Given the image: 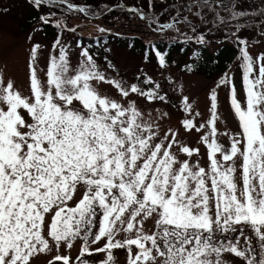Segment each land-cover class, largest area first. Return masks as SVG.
Instances as JSON below:
<instances>
[{
  "label": "snow or ice",
  "instance_id": "snow-or-ice-1",
  "mask_svg": "<svg viewBox=\"0 0 264 264\" xmlns=\"http://www.w3.org/2000/svg\"><path fill=\"white\" fill-rule=\"evenodd\" d=\"M29 2L37 9L48 7L39 18L43 24L52 22V9L61 5L66 13L101 14L72 0ZM237 3L193 0L188 7H209L216 25L248 15L236 10ZM216 7L227 9L229 18L220 16ZM128 11L145 16L137 7ZM201 21L208 23L203 17ZM177 22L176 17L164 24L152 19L157 32L174 29ZM55 24L61 32L76 31L63 19ZM245 26L237 25V32ZM191 30L195 33V26ZM195 39L206 42L203 32ZM236 39L244 99L228 73L217 87L228 88L239 131L223 133L229 138L227 147L218 141L215 89L204 124L197 126L187 117L181 122L188 132L208 127L200 136L208 150L207 168L199 159L191 160L199 156L198 147L181 141L178 130L161 136L159 126L145 120L131 99L135 94L164 101L167 94L160 95L161 86L145 91L136 83L109 79L82 41H77L80 59L73 67L70 49L57 35L52 47L59 54L49 56L46 80L38 69L41 45H33L28 95L0 73V264H31L52 246L58 252L76 242L80 249L74 260L70 254H57L47 264H89L95 253L106 257L96 264H116V249L126 250V264H225V252L243 264H264V53L253 56L247 40ZM156 55L165 66V54ZM145 82L154 83L151 78ZM98 83L112 85L121 99L102 93ZM182 102L191 113L188 97ZM149 219L154 220L151 231L144 227ZM121 232L128 235L119 239Z\"/></svg>",
  "mask_w": 264,
  "mask_h": 264
},
{
  "label": "rangeland",
  "instance_id": "rangeland-1",
  "mask_svg": "<svg viewBox=\"0 0 264 264\" xmlns=\"http://www.w3.org/2000/svg\"><path fill=\"white\" fill-rule=\"evenodd\" d=\"M113 1L72 0L73 3L81 6H84V3H90L94 6L97 2H101L104 5L103 10L91 8L101 13L95 18L74 11L66 13V5L53 8L52 10L56 12V16L52 17L50 24L56 26L55 21L63 19L67 28L75 27L76 31L61 32V29L56 26L59 31L57 32L58 34L54 38H48L43 33V23L39 19L41 15H46L49 12L48 7L37 9L39 17L29 21L31 18H24L28 5H32L29 0H0V73H3L5 81L8 79L13 80L22 93L28 95L29 60L30 50L33 45H41L38 54V69L40 78L46 80L44 73L47 70L49 56H58L59 54L58 49H53L52 47L57 35L60 36L61 43L70 49L73 67L77 66L80 59L79 53L81 49L77 46V36L82 35L84 39L79 41H82L83 45L89 48L100 68L109 79L122 80L125 85L136 83L145 91L154 88L155 84L161 86L158 90L160 95L167 94L164 101H148L145 98L137 97L135 94L131 96V99L136 100L145 120L152 121L159 126L161 136L169 129L178 130V138L181 141L192 147H198L200 149L199 156H193L191 160L195 162L199 159L201 165L207 168L209 162L208 150L206 145L200 142V136L208 131V127L200 129L199 132L195 130L188 132L182 127L181 122L187 117L194 118L197 126L204 124L210 117V94L215 89L218 96V115L220 117L217 121L218 141L227 147L229 138L223 133L226 131L229 133L239 131L237 118L230 106L229 90L226 86L217 87V85L225 73L230 74L237 87L239 98L243 101L244 90L240 77L239 59L240 46L236 36L238 35L241 39L247 40L248 50L253 56L264 53V15L260 14L264 12V9L260 10L264 4H258L257 6L252 3L236 5L237 11H245L248 15L236 20H230L227 24L217 23L214 25L211 22L215 20V15L207 6L200 7L197 4L189 10V4L186 5L185 11L181 13L173 9V5L181 0H152L151 7L155 9H153L151 14L144 12L145 16L141 18L140 14L128 11L131 8L130 6H126L125 10L113 5L111 3ZM161 5L163 7L159 8L158 6ZM230 7L231 5L229 4ZM154 11L157 14L154 15ZM215 11L220 16L226 19L229 18V11L224 7H216ZM197 12L200 13V16L195 15ZM177 13H179L178 16ZM173 17H176L178 21L174 29H167L162 32L154 31L158 25L152 23L153 18H157L159 24H164L171 23ZM185 17L187 21H185ZM201 17H203L204 21L210 20L209 23L202 22ZM237 25L246 26L240 28L239 32H237ZM192 26L196 28L195 33L191 30ZM176 27H178L179 31H176ZM99 28H104L106 31L101 33ZM209 29H211L210 32L208 31ZM110 32L137 36L144 41L167 38L185 39V35L192 39L188 40L189 46L185 51L180 47H175L172 51L164 52L166 65L162 66L156 55L157 51L149 52L147 56L146 50L142 45H136V48H133L128 43L117 41L113 37H103V34ZM201 32L205 35V43L196 42L195 37ZM232 33H236V35H232ZM223 45H226V48L231 51L229 62L222 68L223 70L214 69L209 71V75H207L205 73L207 68L195 71L181 69L180 65L188 61L187 65H194L196 62L203 60L210 61L214 54L224 47ZM198 54L201 55L197 56ZM148 78H151L154 83H146L145 81ZM96 87L104 94L121 99L117 90L110 84L98 83ZM183 97H188L192 105L191 113L184 111ZM196 113L200 115L197 116ZM181 157L183 158V154H181ZM239 163L240 160L237 158V166H239ZM237 176H239V172ZM79 195L80 193L77 194V198H79ZM144 227L145 230H153L154 220H147ZM126 235L128 234L121 232L117 238L123 239ZM237 235L238 232L232 233L231 238L234 239ZM241 243H243V240H241ZM102 245L103 241L94 247ZM79 249L80 242H76L70 250L62 246L58 252L55 246H52L51 252L37 255L33 258L31 264H47L57 254H70L74 260L79 253ZM113 255L116 264H126V250H113ZM105 258L104 253H95L88 257V260L89 264H96L97 261ZM222 259L225 264H243L240 258H236L233 254L227 252L223 253Z\"/></svg>",
  "mask_w": 264,
  "mask_h": 264
},
{
  "label": "trees",
  "instance_id": "trees-1",
  "mask_svg": "<svg viewBox=\"0 0 264 264\" xmlns=\"http://www.w3.org/2000/svg\"><path fill=\"white\" fill-rule=\"evenodd\" d=\"M113 2H111L113 5H115L116 7H120L122 9H125V10H126V6H130L131 8L137 7V8L142 9L143 12L151 14V12H153V9H155V8L149 6V0H132V2H131V0H114ZM178 2L179 3H176L173 5V7H174L173 9H176V11L183 13L185 11L186 5L191 4L193 2V0H181ZM225 2H227V0H225ZM242 2H246V3H242ZM248 3H252V4L257 6L258 4H264V0H239V4H237V5L248 4ZM84 5H89L91 8H94L97 10H103V7H104V5L101 4V2H97L96 4H94V6H92L90 3H84ZM158 7L161 8V7H163V5L158 6ZM263 9H264V6L260 8V10H263ZM155 14H157V13L155 12L154 15ZM38 17H39V14H38L37 8H35L32 5H28L27 10H26V15L24 18H26V19L31 18L29 21H32V20L37 19ZM207 21L209 23L210 20H207ZM176 28H178V27H176ZM42 30H43V33L45 34V36L48 38L49 37L54 38L56 36V34H58L57 32H59L58 28L55 25H52L50 23L43 24ZM180 36H181V34H180ZM103 37H106V38L107 37H113L117 41H123L124 43H128L129 46H131L133 48H136V45H142L143 48L146 50V55L149 54V52H153V51H159L161 53H164L166 51H172V49H174L175 47H177V48L180 47V48L184 49L183 51H185V49L189 46L188 40H186V39L167 38V39H151L148 41H144L137 36H127V35H122V34H118L115 32L103 34ZM85 38H88V37H85ZM77 39L82 40V39H84V36L78 35ZM223 46H224L223 48L218 50V53L214 54L213 58L210 61L203 60L200 62H196L194 65H187V63L189 62L188 61V62L182 63L180 65L181 69H183V70L184 69L185 70H194L195 71L197 69L201 70V69L207 68V70H205L206 71L205 73L207 75H209V71H212L214 69L223 70L222 68H224L229 62L230 53H231L230 49L226 48V45H223ZM202 52H203V50H202ZM199 55H201V54H198L197 56H199ZM240 65H241V60H240ZM240 77L242 80V68L241 67H240Z\"/></svg>",
  "mask_w": 264,
  "mask_h": 264
}]
</instances>
